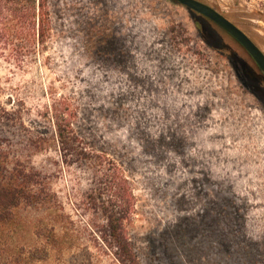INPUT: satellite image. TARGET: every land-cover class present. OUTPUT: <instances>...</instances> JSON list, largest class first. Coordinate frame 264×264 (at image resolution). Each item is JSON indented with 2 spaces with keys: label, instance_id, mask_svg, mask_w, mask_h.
<instances>
[{
  "label": "rangeland",
  "instance_id": "1",
  "mask_svg": "<svg viewBox=\"0 0 264 264\" xmlns=\"http://www.w3.org/2000/svg\"><path fill=\"white\" fill-rule=\"evenodd\" d=\"M200 1L264 52V0ZM12 10L0 151L40 200L8 242L39 264H264V77L236 42L171 0H46L43 36Z\"/></svg>",
  "mask_w": 264,
  "mask_h": 264
},
{
  "label": "trees",
  "instance_id": "2",
  "mask_svg": "<svg viewBox=\"0 0 264 264\" xmlns=\"http://www.w3.org/2000/svg\"><path fill=\"white\" fill-rule=\"evenodd\" d=\"M171 1L176 3L173 0ZM5 2L14 6V10L12 11H14V15L21 23L31 26V23L28 22V18L32 17V19H34L32 24L34 27V36L36 35V19H39V36L44 35V26L48 19L46 0H5ZM191 13L196 15V28L198 29L199 33H201L202 37L205 38L204 33L206 32H203V29L206 28L209 31L210 25L214 26L216 29H218V31L220 30L222 33L228 35L224 30L220 29L217 25L210 22L203 16L193 11H191ZM199 18L201 20L205 19L208 22L205 20L201 22ZM233 40L254 62L252 57L240 45V43L235 39ZM212 47L217 49L215 46ZM261 75L264 77L262 72ZM53 117L57 126V134L60 143L63 145L70 144L72 139V122H70L68 116H65L62 113L55 112ZM31 181L32 180L29 174L10 176L7 160L0 151V264H39L48 256L47 249H44V252H46L45 257L41 254L40 249L32 248L30 243L22 241L21 239L15 242L13 245L8 242V240H11L12 237L16 235H19L20 238L21 223L17 218V210L21 204L24 202L37 203L40 200L39 193H37L34 189L35 183ZM109 227L112 238L115 242H117L118 245H120V248L126 246V244H123L120 240L121 232L118 226L111 223ZM49 237H52L53 240L55 239L56 235L53 229L50 231Z\"/></svg>",
  "mask_w": 264,
  "mask_h": 264
},
{
  "label": "water",
  "instance_id": "3",
  "mask_svg": "<svg viewBox=\"0 0 264 264\" xmlns=\"http://www.w3.org/2000/svg\"><path fill=\"white\" fill-rule=\"evenodd\" d=\"M173 1L186 7L190 11H193L209 19L218 27L230 34L248 52L264 75V52L249 35H247L241 28L229 20L224 14L220 13L211 5L200 0Z\"/></svg>",
  "mask_w": 264,
  "mask_h": 264
},
{
  "label": "flooded vegetation",
  "instance_id": "4",
  "mask_svg": "<svg viewBox=\"0 0 264 264\" xmlns=\"http://www.w3.org/2000/svg\"><path fill=\"white\" fill-rule=\"evenodd\" d=\"M205 18V17H204ZM207 19V18H206ZM202 20H205V19H202ZM207 20H209V19H207ZM206 21V20H205ZM210 21V20H209ZM206 22H208V21H206ZM210 22H212V21H210ZM213 23V22H212ZM215 24V23H214ZM216 25V24H215ZM217 27V26H216ZM218 28V27H217ZM220 28V27H219ZM221 29V28H220ZM223 30V29H222ZM226 32V31H225ZM227 33V32H226ZM228 34V33H227ZM232 39H234L230 34H228ZM263 74V73H262Z\"/></svg>",
  "mask_w": 264,
  "mask_h": 264
}]
</instances>
